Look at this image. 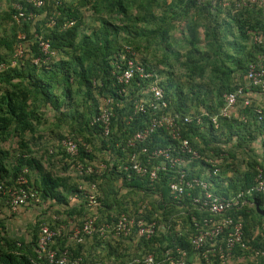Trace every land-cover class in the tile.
I'll return each instance as SVG.
<instances>
[{
	"label": "trees",
	"instance_id": "16d2710c",
	"mask_svg": "<svg viewBox=\"0 0 264 264\" xmlns=\"http://www.w3.org/2000/svg\"><path fill=\"white\" fill-rule=\"evenodd\" d=\"M17 3L35 19L23 20L14 8ZM263 36L264 8H236L231 0L228 6L223 0H60L58 5L44 0L40 9L21 0H0V180L5 188H16V179L24 175L23 188L33 194L18 214L10 212V196L0 194V264H50L38 248L41 225L65 227L50 248L57 256L69 250L72 259L81 258L78 264H127L148 254L161 261L167 250L174 259L177 250L184 251L185 264H206L190 242L195 232L191 202L186 198L177 204L169 193L174 173L160 172L152 186L147 178H128L117 162L108 161L124 157L115 148L125 136L120 131L141 127L147 117L127 126L118 112L108 138L91 120L101 99L114 95L112 65L128 46L147 71L157 74L167 113L191 118L180 122L181 137L200 159L189 161L179 153V143L164 129L144 147L170 148L198 178L207 170L203 159L222 154L219 176L210 179L212 190L224 198L246 193L259 173L264 178V99L245 79L248 65L264 56V46L253 40ZM41 44L48 45V53ZM142 82L133 81L129 100L135 98L136 86L149 84ZM239 87L254 93L250 104L242 106L238 99L235 110L219 118L214 129L210 119L222 107L224 94ZM66 138L76 144V156L61 148ZM91 163L107 168L100 175H80L75 168ZM92 183L98 190L93 214L85 200ZM245 198L250 205L226 215L241 222L249 250L237 247L228 264L264 262V256L253 253L264 252V200L258 193ZM120 214L156 221L155 234L117 240L93 234L81 243L69 239L90 217L98 216L97 227ZM9 222L15 227L9 228ZM210 264L220 263L213 259Z\"/></svg>",
	"mask_w": 264,
	"mask_h": 264
},
{
	"label": "built area",
	"instance_id": "2783aa9c",
	"mask_svg": "<svg viewBox=\"0 0 264 264\" xmlns=\"http://www.w3.org/2000/svg\"><path fill=\"white\" fill-rule=\"evenodd\" d=\"M27 7L40 9L44 0H21ZM56 5L60 0H53ZM236 8H264V0H231ZM223 5L228 6L229 0H223ZM15 10L19 11V16L23 20H34L35 14L30 12L27 16L22 12L23 6L20 3L14 5ZM71 26L70 22L67 24ZM254 42L264 46V36L260 39L253 38ZM43 53L49 52L47 44H41ZM51 54V52H50ZM21 55V48L17 51L16 56ZM36 62V61H35ZM114 69L111 76L114 80L113 88L114 95L105 96L98 104L96 114L91 120V125H97L102 129V136L108 138L112 131V120L116 114L122 113V121L128 126L136 119L146 116L147 119L144 125L127 132V129L120 131L123 137L116 142V150L123 153L122 157H115V160L109 158L108 161L117 162L121 170L127 173L128 178L132 175L138 178H147L150 185L158 182V174L160 172L172 171L174 174L173 180L168 183L170 195L176 200V203L189 199L192 206V211L197 212L200 216L206 213L207 216L196 218V214L191 216V221L194 227V234L190 238V242L195 250L200 251L199 261L204 260L206 264H210L213 259H216L220 264H228L230 258L237 247L249 250V247L242 241V224L235 220L232 216H227V213L237 212L244 206L249 204L245 198V194L258 193L261 194L264 200V178L259 173L254 179V185L250 187L246 193L239 192L229 199H225L216 195L212 191V182L210 179H216L219 176V164L223 160V155L216 158H205L203 161L207 164V170H204L200 178L191 176L189 171L183 168L184 163L179 156L173 155L170 148L153 149L148 151L144 145L152 138L154 134L161 129H164L169 134L171 140L177 141L179 153L189 157V161L200 159V155L191 148L188 140L181 137V124L191 122V118H181L177 114H168V102L165 99L163 88L160 86L159 78L155 72L147 71L141 62L136 59L135 52L128 46L123 47V52L120 54L118 61L112 65ZM140 80L149 82L146 87L142 85L136 86L135 98L129 100L128 93L133 81ZM247 83L261 92V101L264 99V56H257V59L248 65V70L245 75ZM141 83V84H142ZM95 84V83H94ZM254 93H246L239 87L234 93L224 94L223 105L218 110V113L211 117L210 121L214 129L219 126V118H228L230 112L235 110L238 99H242V106L250 104V97ZM260 114L261 110H257ZM261 120V117H259ZM197 125L201 124V118L195 120ZM180 124V125H179ZM60 146L70 156H76L78 151L76 144L69 139H64ZM88 152V150H86ZM107 161V162H108ZM158 161V163H156ZM76 170L81 175L102 174L107 168L104 163H91L89 166L75 165ZM202 167L196 168V170ZM200 171V170H199ZM25 178L22 175L18 179V184H24ZM83 188L79 187V190ZM98 190L95 184H90L88 193L85 196L88 210L91 214L95 212L98 206L96 196ZM33 194L27 193L24 189L19 188L12 193V204L17 207L25 203ZM76 198V195L72 199ZM145 205L138 211V216L142 215ZM101 215H99L100 217ZM98 216L88 218L81 230H75L69 237L71 241L77 243L83 242L84 238L92 237L93 234H98L102 239L112 237L117 240L120 238H128L137 236L139 238H151L157 227V222L144 221L142 218H134L130 215L120 214L115 221L110 223L95 226ZM181 224V222H177ZM65 227L61 230H51L48 225H41L39 229L38 248L45 252L46 259L50 264H78L81 258L72 259V254L69 250H63L57 256L56 250L50 248L52 240L61 235ZM185 231V230H184ZM180 235V233H178ZM178 257L174 259L170 251H166L165 258L157 261L153 255L149 254L143 258H136L127 264H185L186 253L177 250ZM254 255L264 256V252L253 250ZM92 264H102L94 262ZM264 264V262H262Z\"/></svg>",
	"mask_w": 264,
	"mask_h": 264
},
{
	"label": "clouds",
	"instance_id": "9594fccd",
	"mask_svg": "<svg viewBox=\"0 0 264 264\" xmlns=\"http://www.w3.org/2000/svg\"><path fill=\"white\" fill-rule=\"evenodd\" d=\"M19 50V49H18ZM17 50V51H18ZM17 51H16V54H17ZM21 53H22V50H21ZM135 55H136V53H135ZM18 56V55H17ZM13 58L14 59H16V55L15 56H13ZM12 64H15V62H12ZM4 68V66H3V64H0V70H2ZM23 173H26V170H24V172ZM24 176V175H23ZM20 177H22V175H20L17 179H16V181H15V185L17 186L16 188L15 187H12V188H5V186H4V181H2V180H0V194H2V195H9L10 196V198H11V204H12V201H13V198H12V193L13 192H15V191H17L19 188H22V189H24L23 188V186L26 184V179H25V183L24 184H18V179L20 178ZM25 178V177H24ZM27 193H31V192H29V191H27L26 189H24ZM213 191V190H212ZM214 192V191H213ZM215 193V192H214ZM32 194V193H31ZM216 194V193H215ZM217 195V194H216ZM220 196V195H219ZM222 197V196H221ZM224 198V197H223ZM231 198V197H230ZM29 199V198H28ZM27 199V200H28ZM225 199H229V198H225ZM26 200V201H27ZM72 200V198H70V201ZM26 201H25V203H26ZM249 202V201H248ZM24 203V204H25ZM24 204H22V205H20V206H17V207H15L13 204H12V208H11V210H10V212L11 213H13V214H15V213H17L18 214V211H19V208L20 207H22ZM248 205H250V203L249 204H247L246 206H248ZM245 207V206H244ZM241 210V209H240ZM131 216V215H130ZM134 217V216H133ZM135 218V217H134ZM129 238V237H128ZM139 238V237H138ZM142 238V237H141ZM147 239V238H146ZM125 247H127L126 245H125ZM168 251V250H167ZM165 254H166V252L164 253V258H165ZM149 255V254H148ZM152 255V254H151ZM147 256V255H146ZM143 257H145V256H143ZM142 257V258H143ZM155 258V257H154ZM136 259V258H135Z\"/></svg>",
	"mask_w": 264,
	"mask_h": 264
},
{
	"label": "rangeland",
	"instance_id": "374dc122",
	"mask_svg": "<svg viewBox=\"0 0 264 264\" xmlns=\"http://www.w3.org/2000/svg\"><path fill=\"white\" fill-rule=\"evenodd\" d=\"M3 5H4V4H3ZM4 8H6V5H4ZM6 221H7V220H6ZM7 222H8V221H7ZM7 222H6V223H7ZM7 225H8L9 228H13V227H15V226H14L12 223H10V222H9Z\"/></svg>",
	"mask_w": 264,
	"mask_h": 264
},
{
	"label": "crops",
	"instance_id": "0c3cea01",
	"mask_svg": "<svg viewBox=\"0 0 264 264\" xmlns=\"http://www.w3.org/2000/svg\"><path fill=\"white\" fill-rule=\"evenodd\" d=\"M253 96H254V95H253ZM261 104L264 106V103H261ZM258 150H260V149L258 148ZM261 156H262V155H261ZM222 185H223V186H226L225 183H222Z\"/></svg>",
	"mask_w": 264,
	"mask_h": 264
}]
</instances>
